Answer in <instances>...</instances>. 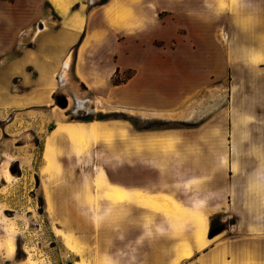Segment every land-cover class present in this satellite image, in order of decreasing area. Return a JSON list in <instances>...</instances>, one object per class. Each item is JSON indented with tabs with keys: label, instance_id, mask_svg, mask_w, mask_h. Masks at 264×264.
I'll return each instance as SVG.
<instances>
[{
	"label": "crops",
	"instance_id": "1",
	"mask_svg": "<svg viewBox=\"0 0 264 264\" xmlns=\"http://www.w3.org/2000/svg\"><path fill=\"white\" fill-rule=\"evenodd\" d=\"M90 2L0 0V115L47 103L72 59L125 104L126 184L102 180L166 231L143 219L126 264H264V0Z\"/></svg>",
	"mask_w": 264,
	"mask_h": 264
},
{
	"label": "rangeland",
	"instance_id": "2",
	"mask_svg": "<svg viewBox=\"0 0 264 264\" xmlns=\"http://www.w3.org/2000/svg\"><path fill=\"white\" fill-rule=\"evenodd\" d=\"M65 72L44 105L8 107L0 115V264H126L133 251L127 236L133 228L142 233L143 219L166 232L162 216L134 211L112 193V180L126 184L125 104L108 99L106 87L76 84L72 59ZM127 76L126 69L115 71L111 84ZM55 95L66 99L64 108Z\"/></svg>",
	"mask_w": 264,
	"mask_h": 264
},
{
	"label": "water",
	"instance_id": "3",
	"mask_svg": "<svg viewBox=\"0 0 264 264\" xmlns=\"http://www.w3.org/2000/svg\"><path fill=\"white\" fill-rule=\"evenodd\" d=\"M54 98H55L56 104L59 107L64 108L66 106L67 102H66V99L64 97L55 95ZM221 231H222V228H219V227H215V228L209 229L207 237L208 238H212L215 235L219 234Z\"/></svg>",
	"mask_w": 264,
	"mask_h": 264
},
{
	"label": "bare ground",
	"instance_id": "4",
	"mask_svg": "<svg viewBox=\"0 0 264 264\" xmlns=\"http://www.w3.org/2000/svg\"><path fill=\"white\" fill-rule=\"evenodd\" d=\"M67 65V62L64 63V67H66ZM100 131H102V129H100ZM113 194L116 195V197L119 199V198H123L124 196H126L124 193L122 192H114V190L112 191ZM146 202V201H145ZM153 204V203H152ZM197 233H196V236L197 238L200 237V234H201V231H202V226H199L197 229ZM66 236V235H65ZM69 237V236H68ZM67 239V238H66ZM201 243V242H200ZM74 245V244H73ZM74 248V247H73ZM12 249V248H11ZM75 249V248H74Z\"/></svg>",
	"mask_w": 264,
	"mask_h": 264
},
{
	"label": "trees",
	"instance_id": "5",
	"mask_svg": "<svg viewBox=\"0 0 264 264\" xmlns=\"http://www.w3.org/2000/svg\"><path fill=\"white\" fill-rule=\"evenodd\" d=\"M107 0H101L99 3L102 4V3H105ZM215 227H218V224H214L213 222L210 223V229L212 228H215ZM196 264V263H195Z\"/></svg>",
	"mask_w": 264,
	"mask_h": 264
}]
</instances>
